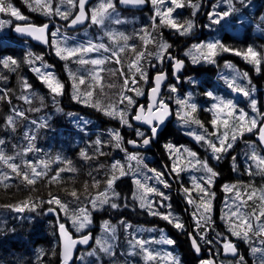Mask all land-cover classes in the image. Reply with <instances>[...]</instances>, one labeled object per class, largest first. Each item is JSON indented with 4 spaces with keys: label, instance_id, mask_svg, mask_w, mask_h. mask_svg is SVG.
I'll list each match as a JSON object with an SVG mask.
<instances>
[{
    "label": "trees",
    "instance_id": "obj_1",
    "mask_svg": "<svg viewBox=\"0 0 264 264\" xmlns=\"http://www.w3.org/2000/svg\"><path fill=\"white\" fill-rule=\"evenodd\" d=\"M12 1L13 7L18 10V12L23 17H25V19H22L23 21H31L40 24V22L44 21L45 19L51 20V18L49 17L45 18L32 16L30 14L31 9H29L31 5H27L25 0L24 4L21 6L18 5L14 0ZM53 1L55 7L57 4H60V0ZM63 6L64 5H62V7ZM188 7H186V9L190 11V9L192 8L189 9ZM33 8L36 7L33 6L32 9ZM1 15L3 16V19L6 20V22L7 19L10 21V23H7L10 26L15 22L21 20L12 16L10 13H2ZM201 20L203 21V19ZM63 23L65 24V22ZM66 24L64 25L65 28ZM9 28H7L6 34L4 36L0 34V139H3L5 141L4 145H0V151H2L7 156L14 157L13 155H8V153L13 149L14 144L17 142L24 144V142L26 141L24 137H22V140H18L16 139V137L8 135L12 127H10L6 123V121L8 117L12 116L16 120L15 127H33L34 124L32 123V121H36L37 123H40V125L44 124L45 122L47 123V127L39 126L41 134L37 138L38 143L34 146L35 150L30 151L27 154L23 153L25 162L31 161L33 162L34 166L36 164H40V161L35 157V154L40 153L39 145L42 143H46L48 146H50L49 144L53 142L50 151L59 149L61 150V154H57L60 159L56 160V164L48 172L47 176L43 177L42 179H38L37 183L34 185H28L21 176H18L16 173L11 171L9 172V176L7 177L6 168L8 166H6L3 161H0V209L9 206H18L24 202H28L29 204L36 203L38 205L35 210L26 208V216H24L18 222L16 221L19 220V218L15 219L0 230V264H63V260L60 254L57 219L54 216H48L45 212V210L53 207V204H48L46 203V201H48L52 197H58L63 203H67L74 199L70 195V193L73 189H75L78 196L80 198H85L87 200V206L91 207L92 205L90 203V200L92 199L94 194L102 191L104 184L112 176L111 169L109 170V153L104 152L103 155H96L95 152L101 153L107 149H112L114 151L119 149L121 151L123 147L128 148L127 142L129 141V138H135L139 141L143 138L135 135V130H133L132 127H128L127 125L126 128L128 129L124 128L123 126L121 127L122 123L118 118H113L105 115L101 110H92L97 111L100 116H96L89 110L78 109L77 106L71 107L72 109L66 111V105L69 106V103H86L82 102L84 100V98L82 97L80 98V100L75 99L74 102L66 100V92L70 91L67 88L68 85L66 87V69H63L60 66L58 69L55 66V63L58 65L61 61L53 53H51L50 50H46V48L35 47L32 45L33 48L28 49L25 45L22 46L21 44H17L15 41H22H19L17 37L11 34ZM169 28V26L165 25L164 27L161 23H159V26L154 28L153 34L151 35V39H153V42H150V44L148 45V50L146 52V63H148L149 65L150 76L152 74L154 75L155 71L158 72L164 70L166 66L167 54L171 53L176 56L181 55L182 57L184 55L181 48L188 44L189 38H184L183 36L180 37L177 34L172 35L174 32H172V30H170ZM246 34L250 36L252 41H249L247 38L239 40L234 37L231 39L227 36H224L223 44L230 49H236L239 51L241 50V52L245 47L246 49L249 46L253 47L255 43L264 44V39H261L260 36L256 35L253 32L252 28H248ZM136 35L137 33H134L135 37ZM5 37H12L15 41L8 40L4 41V43H1L4 40L3 38ZM59 40L60 42L62 41L61 43H63L64 45L66 44L65 38L59 36ZM164 43H167L168 45H170V47L167 49V54H165L164 59L161 61L157 57V53L159 52L158 45ZM251 43L253 44L251 45ZM242 44L245 45V47H243ZM147 53L153 54L147 55ZM36 57H41L42 59H36ZM227 57L228 53L225 55H221L219 58L216 56V58L219 59V62ZM12 60L16 61L15 65L11 63ZM5 61H7V66H5L4 64ZM41 61L49 65V70L54 72L55 76L63 83L64 88L61 95H54L53 93H51L46 84L40 79L38 73L33 70L34 68L40 67ZM246 62L249 63L248 61ZM252 67L254 68L256 66L252 64ZM41 71L43 70L41 69ZM132 71L134 72V69ZM207 71H211L213 74H215L216 68L208 65ZM261 76H264V62H262V67L260 68V77H255L253 75L252 77L254 80L249 82V86H258L260 84L261 87H264V83H262L263 78H261ZM170 77L172 78L171 73ZM233 79L234 78H231V80ZM25 82L31 85L30 89L25 90ZM118 82H120V78H118ZM170 83L168 85H170ZM73 93L77 94L76 91H74ZM120 94L121 92H119L118 98H111L103 107L114 105L118 108L126 109V119L130 124L133 125L132 111L134 110V107L138 100L134 99L135 104L132 106L128 105L127 101H124L123 104H120ZM124 94H128L127 96L131 97L130 92H125ZM22 96L32 97L31 103L25 102V100L21 98ZM41 97L45 99L47 107L40 108L35 114H31L28 111L29 105L37 101V98ZM181 99H188L189 101L190 99L193 100L191 96H187V98H185V95H181ZM90 102L91 101L89 100V103ZM258 103L261 108L264 109V88H260L259 90ZM71 106H73V104H71ZM129 106L131 107V112H129ZM14 110L24 112V117L16 116ZM178 111H182L180 105L177 108V112ZM198 113L203 115L202 112H196L193 115L196 114L198 117ZM250 117L256 118V114L253 113L250 115ZM215 118L219 119V116L216 114ZM260 119V116L257 114V120L260 121ZM66 127H72L76 132L84 135L83 137L80 136L75 138L76 143L87 147L86 141L87 139L91 138L94 141H102L101 147L92 148V151H89L88 149H85L83 151L79 150L81 148H75L76 150L74 152H68L67 158H65L63 154L66 150V136L57 134V132L59 130L66 131ZM94 127L102 128L94 131ZM217 128L220 132L224 131L223 127ZM195 129L198 130L197 127H195ZM172 130H174L176 133H174L170 137L174 138V141L172 143L174 144V147L177 148V150L184 151V149H188V147L184 145L187 144V142L193 149L199 148L193 142L194 138H192V135H189V131L193 132L196 130H194L193 128L188 129L189 131H186L184 133L188 137H184L176 128L172 127L171 124H168L167 127L164 128V131L161 133V136L159 138L160 141L153 143L155 147H159V150H164L162 158V168H167L168 170H170L169 161L167 158L169 152L167 147H165L163 143H165V141L167 140L166 136L172 134ZM116 131L122 132V140L120 142L121 146L119 148H116V141L112 139L111 135V133ZM255 131H258V128L253 129V132ZM196 132L200 134V132ZM245 133L247 134L246 140L244 138L241 141L246 142L244 144H241L240 147V142H238V140H240L241 136L239 135V132H237L236 147L238 148V150L236 156L233 157L235 159L230 158L232 149H229L226 153L220 154L221 158L219 160H214V165H209L213 168V170H216H214L215 172L218 173V175L215 177V184H211L210 188H215L217 191H225V187H223L224 182L234 181L233 186L240 191L241 196H243L244 201H246V204L242 211L245 214L252 213L253 211L259 213L261 210H264V202H262L260 199L261 194L264 193V172H262L260 168L257 167V163L255 161L249 159V156L252 154L253 149H255L256 153L260 156H264V153L262 152V149L257 141L253 139L254 134L244 130L243 135ZM150 134L151 133L149 132L145 133L146 136H149ZM231 134L232 133L230 131L229 135L231 136ZM109 135H111L110 138ZM34 136L36 137V134H34ZM210 139L215 140L216 138L210 137ZM161 140L164 141L161 142ZM179 141H181L182 143L180 144ZM29 143L30 142L27 141L24 144V148H26ZM32 143L33 142H31V144ZM257 145H259V148H256ZM89 146L91 147V145ZM102 146H104L105 148H102ZM207 152L208 155H212L209 149ZM82 153L86 154V156L90 158H85V155H82ZM238 157L245 159V167H241L243 172L241 177L235 176V173L238 174L240 169V166L236 165V160ZM183 158L184 159L182 160L181 164L189 167L188 172L190 173L186 177L193 184V192H186L185 189H188V187L182 184H172V191L175 195L174 198H176L175 200H172L174 203H181L182 205V208H178V210H180V215L179 213L177 214L179 219L184 223V230L183 232H178L176 229L171 227V232L175 236L177 246L179 247L182 254V261H180L181 264H201V259L197 258L192 251L189 235L190 233H192L193 236L197 238V234L195 229L193 228V221L190 219L188 213H186V210L187 208L189 209L187 202L188 197H191L195 200V205L197 209H199V212H203V208L200 207V197L203 195V193H201L199 189L196 188V184L200 183L202 186H204V181L201 180V177H206L208 174L201 170L199 165L195 164V160L197 159V157H190L188 155V152L186 154V151H184ZM209 158L211 157L209 156ZM69 160L71 161L70 167L73 168L74 166L75 171H70L66 168ZM19 161V158H15L14 160L9 162L20 165L21 172L28 171L30 173V168H26L25 164L22 165V162ZM113 161H119L122 165H124V162L121 160H117L116 157L112 160V163ZM95 164H101L100 168L93 169V166ZM60 169H64V171H60L57 181H52L50 178L55 176L57 171ZM249 169L252 172L251 175H249L248 173ZM116 175L119 176L118 171L116 172ZM125 179L128 178H121V181H118V183L124 181ZM95 181L100 182L98 186L95 185ZM85 185H87V187H85ZM175 186H178L179 190H181L183 194L180 195L179 191L173 190ZM253 191L256 192V195L252 200H248V195ZM210 192L214 193L211 190ZM235 192L236 191H233L231 193H227L226 195L228 197L229 195L235 196ZM173 194L170 192L172 198ZM221 198V192H219L217 195L214 194V196L206 198L211 200V211L208 213H204V216L206 218L208 216H211L215 221V224L212 228L213 232H211V240H227L232 241L233 243H236L238 245L240 244L245 248L248 260L247 264H260V260L257 259L260 256V252H255L254 255L256 257H253L249 254V251L253 248H264V235H254L252 232H250V239L248 241H245L243 238L233 235L229 217L231 214V210H234L237 204L233 203L231 206H227L225 202H222L218 203V207L220 206V208L217 209L216 201L218 202ZM179 200L182 202H180ZM189 210L193 213L195 209ZM185 215L186 218L184 217ZM42 219L47 222V227H45L40 221ZM131 219L140 223L152 222V219L142 215H134L131 217ZM232 220L234 221V218H232ZM234 222L237 224L239 223L238 221ZM256 223L257 222L253 219L254 226ZM260 223H264V217L261 218ZM68 224L70 225V223ZM17 227L18 231H16ZM236 230L240 229L237 228ZM46 231H48V233ZM89 231L95 232L96 227L90 229ZM47 235L53 238V244H51V240L48 241L46 239ZM33 241L35 243H39L38 254H34V246H36V244H32ZM202 259H204V257H202ZM238 259L239 257L235 258L236 261ZM141 264L145 263L142 262ZM157 264L170 263L158 262Z\"/></svg>",
    "mask_w": 264,
    "mask_h": 264
},
{
    "label": "snow or ice",
    "instance_id": "obj_2",
    "mask_svg": "<svg viewBox=\"0 0 264 264\" xmlns=\"http://www.w3.org/2000/svg\"><path fill=\"white\" fill-rule=\"evenodd\" d=\"M148 0H120V3L122 4H129V5H135V6H142L145 3H147ZM151 4L155 7L157 5H160L161 7H155V15L153 17V20H155L156 16L161 17L160 23L163 25L170 26L171 28L177 30L180 35H186L188 34L191 29L193 28V23L191 21H187L185 23H179L175 18L172 17V13L174 11L173 7H164L166 4L174 5L176 8L184 7L185 5L183 3H180L179 0H150ZM225 2L229 5L228 9L222 12H213L210 13V18L215 17L213 19V23L220 24L221 22H224L233 15V13L236 12V8L232 3V0H225ZM240 2L243 4L244 0H240ZM70 5L72 8H78V12L75 15L73 19L70 21L69 26H75L78 23H83L86 19H90L91 23L104 26L106 20L113 21L117 24L122 23L120 18L118 16H115V0H99V4L97 7L90 9L88 12H86V4L87 0H60V4H57L55 8H53V0H35L36 8H33V10H41L43 14L45 15H52L55 13L56 15H59L62 19L68 20L70 15V9L69 8H63L62 5L64 4ZM189 3H191V0H189ZM193 7H198L196 5H193ZM215 7V6H214ZM90 12V15H89ZM0 13H10L12 16L16 17L17 19H25L18 10H16L9 0H0ZM195 14V13H193ZM239 22L243 23V18H239ZM6 23H10V21H0V27H3ZM48 28V25L45 24L43 26H17L15 28V31L20 34H26L28 36H31L35 38L36 40L43 41L44 43H48L47 39L45 38L46 29ZM57 32H59V29H57ZM57 32H53L52 36L56 37ZM144 35H141L140 38L143 40L145 48L148 43L153 42L150 37V34L146 32L145 29L141 30ZM106 35L108 38L113 42V44H118L119 41H124V44L112 48L107 46L105 43L100 42L96 43L93 41H89L87 44H81L74 47H68L66 44L64 46H61V44L53 40V46L55 47V53L58 57H60L63 60H74L75 63H78L80 65H91L92 67L90 69L86 68L84 69V73L87 74L89 77V83L88 88L89 90L85 93H83V96L86 98H91L93 96V87L92 82H97L98 86L103 89L102 83H99L103 80V77L100 75L101 72L105 71V69L102 67L106 62H111L113 58H115V62L119 64L120 61V53H123L126 48L131 47V50L135 52V45L129 46L127 44V41L129 39L128 36H126L124 33H114L111 31L106 32ZM170 47L167 43L158 45L159 52L157 53L158 59L161 61L164 59L165 54H167V49ZM193 48L196 50V52L199 55H194L192 57L193 63H198L201 58L203 60L214 63V57L218 54L219 51L223 52H234L238 56H242L246 61L249 63H252L256 66V70H260V65L262 62H264V52L261 50H257L252 46H249L246 51L241 52L236 49H230L227 46H225L220 41H212L207 43H202L198 45H194ZM107 52L110 53V56L108 57H97V58H89L90 53H99V52ZM153 53H147V55H152ZM190 54V53H189ZM31 55V54H30ZM146 55L145 51H140L136 53L135 59L132 60L129 64V71L131 72L134 69L135 73H140L141 78L146 79V73L142 70V67L140 65V61L142 58H144ZM168 58L175 59L174 57H171L170 54H167ZM36 59H42L41 57H36ZM31 62V61H30ZM11 63L13 65L16 64L15 60H12ZM5 66H7V61L4 62ZM183 66V62L177 60L175 62V69L179 71V69ZM231 67V65H228ZM50 66L47 64H42L41 67L34 68L33 70L38 73L40 79L42 82H44L47 86V88L50 90L51 93L54 95H61L63 92L64 85L63 83L55 76L52 72L47 71H41V68H49ZM67 67V66H66ZM120 75L124 79V88L130 91H136V95H142V93L135 88H129V83L131 82L132 85L136 84L135 75L130 77L125 76L123 68L119 69ZM70 77L73 80V88L75 89L76 93L73 98L80 100L79 95V85H84L86 83L85 75L82 73L79 76H77L76 73L69 72ZM244 77H247V73H244ZM165 79V76L163 73H159L155 77V87L151 89V102L148 106L147 110H145L144 106H139L138 112L136 115H134L133 119L135 121L141 122L143 124H146L150 127V136H146L144 132L140 131L139 129H136V135L138 137H142V144L148 145L150 144L151 140L156 137L158 133L159 126L164 123L165 118L170 115L169 111V105L165 103V101L162 98L158 99L159 90L161 82ZM112 86V85H110ZM227 86L239 93H242L244 96H250L249 91L245 90L243 87H240L236 85L235 78L230 81ZM25 90H28L31 88V85L24 83ZM172 92L176 91V88L172 86L170 88ZM207 96L212 97L213 99H217V97L213 96L212 92H207ZM22 99L25 100L27 103H31L32 97L30 96H22ZM124 101H127L128 105L132 106L135 104V101L132 97L127 96L123 93V91L120 94V100L119 103L123 104ZM82 102L89 103L88 99H84ZM176 103L181 106V112H178L177 114L180 116L184 122L187 123H195L199 125L201 128L204 126L201 124V122L194 117V113L197 112V105L195 103H191L188 99H177ZM92 106L96 107L98 110H101L104 112L105 115H108L113 118H118L122 124L127 125L128 127H132V125L129 123V121L126 119L127 110L124 108H118L114 105H109L107 107H102L100 101H96ZM214 108H219L220 111H223L224 108L230 109L226 115L225 118L222 121H218L217 118H214L211 121V124L214 127V130L212 132H208L207 129H204L203 134H196V133H189V135H194L195 140L199 142H203L205 145H207V148L212 153V158L219 160L221 158L222 153H226L229 149L233 147V143L237 139V132H239V135L242 136L244 130L248 132H252L253 129L258 128V136L259 140L262 144H264V120L258 121L255 117H248L247 113L243 110H240L238 115H235V120L238 123H233L230 125L229 121L230 119L234 118L235 113V104L231 100H223L219 99L218 104L213 105ZM251 107L254 112H257V114L261 117H264V113H259L256 108V100H251ZM187 109V110H185ZM39 110V109H34ZM15 111V110H14ZM15 115L19 117H24L25 113L20 111H15ZM71 115V114H69ZM247 122V123H246ZM6 123L12 127L13 130H15L16 120L14 117L10 116L8 117ZM33 124H36V121H32ZM221 123L224 131L220 132L218 128H216L217 124ZM40 127H47V123L41 124ZM231 131V136L229 135V132ZM112 139L116 141V147L119 148L121 146V140L122 137L119 133V131L111 133ZM210 137H215V141L210 139ZM25 139H27L30 143L29 145L23 150L24 154H27L30 151L35 150L34 146L31 144V141L35 139L34 135H29L27 132L25 133ZM128 143L130 144H136V141L129 140ZM5 141L3 139H0V145H4ZM97 146L102 144V141L97 140L95 142ZM168 148H172V145H168ZM99 150V149H98ZM184 151L188 152V155L190 157L195 158L197 154L189 149H184ZM103 155V153H100ZM17 155H20V153H17ZM82 155H85V158L87 157L86 154L82 153ZM15 157L7 156L2 151H0V161H3L5 164L8 165L9 168L12 169L14 173H16L18 176H21L22 179L28 184V185H34L37 183L38 179H42L43 177L47 176L48 174V163L40 162V164L33 165V162L27 161L25 162V167L30 168V173L28 171L21 172V166L16 163H9V161L14 160ZM57 159H60V157H57ZM130 160H136V155H130ZM235 159V158H233ZM249 159L255 161L257 163V167L260 168L262 172H264V156H260L256 153L255 149H253L252 154L249 156ZM195 164L199 165L201 170L206 172L208 175L206 177H201V180L204 181V186H202L200 183L196 184V188L199 189L203 195L200 197V207L203 208V212L200 214L199 217H196V214L194 213V217H196L197 221V227H200V220L205 219L204 213H208L211 211V200L206 199L207 197L214 196V193L210 192V186L213 182V178L218 175L217 172L213 170L211 166H209L207 160L200 161L199 159L195 160ZM42 165V167H41ZM39 169V170H38ZM70 171H75V169H68ZM173 171L176 170V166H173ZM60 171H64V169H60L57 171L56 175L51 177L50 179L52 181H57V178L59 177ZM119 172V176L116 175V172ZM154 171V170H151ZM111 172L112 176L110 179L107 180V189L103 193H98L97 197H94L90 200V203L93 208L102 207L105 204H108L111 208L116 209L119 207V205L115 202H110L111 197H116L119 194L115 191L111 192V197L109 196L108 192L112 189V186L114 182L119 179L120 177H123L127 175V172L124 170V165H122L119 161H115L111 165ZM249 175L252 174L251 170H248ZM163 176V173L156 172V178L157 180L164 184L165 187H169L166 181L161 179ZM99 181H95V185H99ZM135 183L137 184L139 189H143V192L136 193V198H138L141 201L140 207H148L150 214L152 215H160L163 219L167 220L169 223H172L174 227L178 229H183L184 225L179 222L178 219L172 218V213H159L155 211H151L152 203L148 201L146 203V194L147 193H156L163 197V199H168V197L164 196L163 193H159L158 190L154 187L146 186L144 183L141 182L140 179H136ZM87 187V185H85ZM234 186H225V191H233ZM186 192H190L189 189H185ZM70 195L76 199L77 201L80 199V197L77 194V191L73 189L70 193ZM256 195V192L253 191L251 194L248 195L247 199L252 200L253 197ZM236 200H240L241 202L236 205L234 210H231V214L229 217V221L231 222L232 227V233L233 235L243 238L245 241H248L250 239L249 233L252 232L254 235H260L264 234V223H260L261 218L264 217V210H261L259 213H256L253 211L252 213L245 214L242 211V208L246 204V201L241 200V194L240 191L237 190L235 192ZM260 199L262 202H264V193L261 194ZM189 203H193L192 199L189 198ZM48 204H56L59 206L61 211H68V205L66 203H63L58 197H52L48 201H46ZM235 203V201L233 202ZM38 205L36 203L29 204L28 202H24L20 205H18L15 210L17 212H23L25 208H29L30 210H35V208ZM161 206H164L161 204ZM167 207H170V205H167ZM49 212L55 211V209H48ZM80 215L75 216L73 219V225L76 227V230L79 232L87 227L89 223H91V220L89 219V213L87 209L80 208L77 210ZM199 211V209H198ZM232 218H234V221H238L239 223H235ZM253 219L257 222L254 226ZM60 231L62 236L64 237V247H63V264H68V262L72 259L73 255V248L75 247L77 241L73 240L65 230V226L63 224L59 225ZM239 228L240 230H236ZM104 231L106 233H114L115 229L112 228L111 225H109L107 222L104 225ZM90 239L89 235H85L80 238L79 243L81 244H88ZM167 244H174V241L171 239H166L164 241ZM131 243V242H130ZM149 241L146 240H136L134 247H138L140 249V252L143 254V258L147 264V262L157 261L158 257L160 256V253L150 249L147 245L149 244ZM193 246L195 247V250L197 252L200 251L199 247L196 245V240L193 238L192 240ZM97 244L100 245L99 251L115 255L114 252H112L111 245L107 244L106 241L97 240ZM224 249L226 252H231L233 255L236 254V248L231 242H225L224 243ZM252 251L255 252H262L264 253V248L257 249L253 248ZM96 250H93L92 252L87 253L88 256H95ZM169 259H173L174 264H179L178 260H175L171 256V254H168ZM83 259V258H81ZM261 264H264V255H261L260 257ZM202 264H210L209 261H204ZM237 264H244V258L242 256L239 257Z\"/></svg>",
    "mask_w": 264,
    "mask_h": 264
},
{
    "label": "rangeland",
    "instance_id": "obj_3",
    "mask_svg": "<svg viewBox=\"0 0 264 264\" xmlns=\"http://www.w3.org/2000/svg\"><path fill=\"white\" fill-rule=\"evenodd\" d=\"M14 1L20 6L24 4V0H14ZM9 2L13 6V4H12L13 1L9 0ZM25 2L27 3V5H31L29 9H32V7L35 6L34 2L31 1V0H25ZM196 2L197 1L191 0V3H196ZM263 3H264V0H263ZM220 5H222V1H219L216 4V8L218 9ZM97 6H98V4H96L93 8H95ZM155 7H161V6L157 5ZM155 7H154L153 10H148L146 8L144 11H141V12L140 11H127V10L124 11V9H121L118 6V4H116L115 9H119V13L122 12V14H124L122 17L126 18V20H127L125 22V24H124L125 27L122 30H123L124 34L129 37L127 43H130V46H132V45H135V47L136 46H141L142 43H143V40L140 37L139 38L135 37V36L133 37L134 33H137L138 36L144 35V33H142L141 30L145 29L146 32L148 34H150V37L153 34L152 27H153V25L155 26L159 22L158 16H156L155 20H153V17L155 15ZM164 7H169V4H166ZM170 7L174 8V11L172 13V17L174 18L173 15L175 13V8L176 7L174 5H172ZM63 8H66V3L62 7V10H63ZM67 8L70 9V15H72L76 11V8H72L70 5H67ZM143 12H147V14H143ZM235 14L238 16V19L242 18L243 10L242 9H237ZM212 18L214 19L215 17H212ZM1 19H2V17H0V20ZM260 19L264 21V7H263L262 11L260 12ZM3 21H5V19H3ZM7 21H9V20L7 19ZM106 22H107V20L105 21V23ZM128 24H132L133 27L135 29H137L138 31L137 32H133L132 29L128 26ZM101 27H103V26H101ZM105 27H106V25H105ZM107 27L111 28L110 25H107ZM3 32H4L3 29L0 28V33H3ZM150 37H147V38H150ZM216 37H217L218 40H220L218 32L216 33ZM75 38L77 39V41L83 42L82 41L83 39L81 37H75ZM88 42L89 41L84 42V43L87 44ZM193 53H194V55H199L194 48H193ZM230 53H234V52H230ZM147 58H148V56H147ZM113 60H115V58H113L111 60V62H107L105 64V70L107 71V74H106L107 82H106V85H105L103 91H105V95H109L108 97H110V95L112 94V91L115 88L116 82H117V76H115L117 71H116L115 65L112 64ZM237 61L242 63L243 60L241 58H239L238 60H236V62ZM244 63L246 64V61H244ZM147 71H149V66L147 68ZM232 71L234 72L233 69H232ZM201 76H202V73L199 72L198 78L196 79V82H195V85L199 81V77H201ZM261 78H263V80H264V76H261ZM144 83H145V80H142V84H144ZM110 85H112V86H110ZM119 86L120 87L122 86L121 81L119 83ZM120 87L117 88V90L113 93L115 96H117L119 94ZM224 87H225V89H228V90L230 89L228 86H224ZM259 88H261V87L252 88L250 90L245 89V90L249 91V93L257 94ZM230 90H232V89H230ZM199 94H200V96H203L204 93H203V91H200ZM251 100L252 99H245L247 106L250 105L251 111L248 110V113H247V110L245 108L243 110L244 112L247 113L248 117H250V115L254 113L253 110H252V107H251ZM254 100H256V99L254 98ZM256 103H257V100H256ZM43 107H47V103H46L45 99L42 98V97L41 98H37V101H35L34 103L29 105V110L28 111L31 114H35L37 112V110H34V109H40V108H43ZM71 107H74V104ZM130 108L131 107L129 106V110H130ZM228 111L229 110H227V112ZM238 113L239 112H235L234 113V118L230 119V121H229L230 125L233 124L234 121H236L235 120V115H238ZM223 115H224V118H225L226 114L223 113ZM192 125H193V123H191V127H192ZM39 126H40V123L34 124L33 127H18L17 126V127H15V130H13L11 128V130L8 133V135L9 136H14L18 140H22V137L25 138V133L26 132L29 135L36 134ZM217 127H223V126H222L221 123H218L216 128ZM194 130H196V129H194ZM213 130H214V127H211L208 130V132H212ZM196 131L200 132V134L204 133L199 128ZM196 131H193V132L196 133V134H199ZM192 137L195 139L194 136H192ZM25 140L26 141L24 142V144L28 141L27 139H25ZM158 141H160L159 138H157V141H154L152 139L151 140V144L155 143V142H158ZM163 141L164 140H161V142H163ZM173 141H174V138L168 136L167 140L163 144L166 147L168 145H172V148H168L167 147L168 152H169V155L167 154L168 155L167 158H168V160H170V162L172 163L173 166L174 165L176 166L177 173L184 180V178L190 173V172H188L189 171V167H186V166H184V164H181L182 160L184 159L183 158L184 151L177 150V148L174 147V144L172 143ZM213 141H215V140H213ZM31 142H33L32 143L33 146L36 145V143H37L36 142V138L33 141H31ZM179 143L181 144L182 142L179 141ZM24 144L20 143V142L15 143L13 149L8 153V155H13L15 158H19V160H20L19 162H23L24 160H23L22 151L25 149L24 148ZM184 145L186 147H188L189 150L195 152L197 154V156H196L197 159H199L200 161L207 160L209 165H214L215 164V162H214L215 159L212 158V155H207L206 153H202L199 148L198 149H193L188 142H187V144H184ZM205 146H207V145H205ZM231 149H230L231 150L230 158H233L234 156H236L238 148L236 146H234V144H233V147ZM163 152H164V150H162V151L159 150V147H154L153 149H151L149 151H142L141 152L142 158L148 159L149 162L148 163L137 164L135 170L133 172L129 173L128 175L131 178L140 179L141 182L144 183L146 186L154 187V188H156L158 190L159 193H163V191L161 190V186H164V184H162L158 180L154 179V177L146 169L147 166H149V167L151 166V167H156L159 170H162ZM17 153H20V155H17ZM186 154H187V152H186ZM209 156L211 158H209ZM136 160H140V158L137 157ZM113 162H115V161H113ZM24 163L25 162H23V164ZM111 163H112V161L110 162L109 170L111 169V165H112ZM5 165L8 166L7 164H5ZM10 171L13 172L11 168L8 169V167H7L6 168V176L7 177L9 176V172ZM148 179H152V181L151 182H147ZM166 182L169 185V187H167V188H171L170 187L171 183L169 181H166ZM125 185L126 184H124V183L123 184H119L118 187H124ZM227 186H233V185H227ZM210 190L213 191L215 195H217L219 192L222 193V198L218 202L216 201L217 209L220 208V206L218 207V205H219L218 203L225 202L227 204V206H231L234 201H235L234 204H239L241 202L240 200H236V197L233 196V195H229V197L226 195L227 193H231L233 191H237V189L235 187H233V191H231V192L222 191V190H218L217 191L215 188H212V189L210 188ZM111 192L112 191L109 190L108 194L110 195ZM137 192H143V189H139L138 186H137ZM181 192L182 191L179 190V194H181ZM171 193L173 194L172 190H171ZM118 194L119 195L115 197L116 199L120 198V194L121 193L119 192ZM163 194H164V196L168 197V195H166L165 193H163ZM97 195H98V193H95L92 198L97 197ZM110 197H111V195H110ZM189 198H191V197H188V200H189ZM241 200L244 201V197L243 196H241ZM148 201H150L152 203L151 211H155V212H159V213H169L170 212V213L173 214L174 211L176 210V208L173 207V202L171 200V197H168V199L165 200V199H163L162 196H160V195H158L156 193H147L146 194V202H148ZM192 201H193V199H192ZM112 202H115V201H112ZM115 203H117V202H115ZM117 204L119 205V207L116 208L115 210L111 209L108 204H105L104 206L98 207V208H93L92 206L88 207L87 205L84 206L82 204H79V206H78L79 208H86L87 209V211L89 213V219L91 220V223H89L87 225V227L85 229L81 230V231L87 230V229L90 228L91 225L96 224L95 221H94V218H96L97 221L99 222L101 219H103L105 217H110L111 220L116 222L117 228L114 231V233H106L104 230H102L103 228L102 229L98 228L94 232L95 241L96 242H97V240L106 241V242L108 241L107 244L110 243L109 245H111L112 252H114L115 255H110V254H106V253H103V252L99 251L100 245L97 244L96 248H94V249L92 248V249H89L88 251H87V249L83 250V252H85V253L81 252V254L79 255V258L77 260H74L71 264H129V263L130 264H137L136 261H140V263H138V264H141L142 262L146 264V262H145V260L143 258V254L140 252V249L138 247H134V244H135L136 240H146V241L152 240V238L149 235L151 233L150 229L148 231L146 230V226L147 227H149V226L146 225L147 223L134 222L131 219V221L136 224V228L134 230H131L130 226L124 224L125 223L124 222V218H126L128 216H124V217H121V218L119 217L121 215V213L123 212V210L126 209L125 205H122L119 202ZM140 204H141L140 200H135V205L132 207L134 212H138V211L144 209L145 212H141V213H143L145 215V217L151 219L152 216H156L158 221H162V220L165 221V219H163L160 215H152V214H150V211H149L148 207L141 208ZM161 204H163L164 206H161ZM167 205H170V207H167ZM16 207L17 206H13V207L9 206V207L0 209V230L3 229V227H5L10 221H12V219H15V217H17V214H16L17 211L15 210ZM53 207H55V206H53ZM243 209H244V207L242 208V210ZM68 211L73 212V213H75L77 215H80V213L75 212L71 207H68ZM45 212H46V210H45ZM65 213H66L65 211L61 212V215H62L61 220L63 222H66V218H67V222L72 224L75 215L70 213V214H67V217H65ZM207 219L211 220V217L208 216ZM40 221L42 222V224L45 227L48 226V224H47V222L45 220L42 219ZM72 228L74 229V231L78 232L76 230V227H74V225L72 226ZM158 230L163 235H160L158 237L157 244L156 243H149L147 246L150 249L160 253V256L158 257L157 261L147 262V264H157L158 262L159 263H161V262H163V263L164 262H169L170 264H174L173 259H169L168 258V254L169 253L171 254V256L173 258H175V260H178L179 264H181L180 261H182V260H181L180 250L176 246H173V249H171L170 247L172 246V244H169L170 247L166 248L167 243H165L164 241L166 239H171V238L167 237V236L165 237L164 233H163V231L161 229H158ZM16 231H18V227L16 228ZM81 231H79V232H81ZM151 231L152 232L155 231V228L151 229ZM46 232L48 233V231H46ZM103 233L105 234L106 237L104 236ZM98 234H100L101 237H99ZM119 236L123 237V238L131 239V240H129L127 242L126 248L124 246H122L121 244H119V248L120 249L117 248V246H116V237L118 238ZM205 236L207 237V235H205ZM106 238H107V240H106ZM208 241H210L209 237H208ZM93 250H96L97 254L95 256H88L87 253L92 252ZM35 253H36V251H34V254ZM81 258H83V259H81ZM129 260H131L132 262L127 263V261H129ZM223 263H225V262H223ZM232 264H236V263H232Z\"/></svg>",
    "mask_w": 264,
    "mask_h": 264
},
{
    "label": "water",
    "instance_id": "obj_4",
    "mask_svg": "<svg viewBox=\"0 0 264 264\" xmlns=\"http://www.w3.org/2000/svg\"><path fill=\"white\" fill-rule=\"evenodd\" d=\"M92 2V0H87V4H86V12H88V6H89V4ZM120 5L123 7V8H129V9H138V10H143L144 8H146L147 6H148V2L147 3H145L144 5H142V6H135V5H129V4H122V3H120ZM78 12V11H77ZM77 14V13H76ZM75 14V15H76ZM75 17V16H74ZM73 17V18H74ZM72 18V19H73ZM87 20L88 19H86L83 23H78V24H76L75 26H69L70 25V23H69V28H72V29H75V28H79V27H82V26H84L85 24H86V22H87ZM47 25H48V28L46 29V33H45V38L47 39V41H48V43H44L43 41H40V40H36L35 38H33V37H31V36H28V35H26V34H20V33H17L16 31H15V28L17 27V26H23V27H27V26H43V25H38V24H35V23H22V24H17L14 28H13V32L14 33H16L18 36H20V37H28L29 39H33L34 41H36L38 44H41V45H44V46H48L49 45V34H48V32H49V30L51 29L50 28V24L49 23H46ZM45 25V24H44ZM176 61L178 60V59H175ZM183 62V61H182ZM179 71H181V68L179 69ZM178 71V72H179ZM159 73H163L164 74V76H165V79L161 82V85H160V90H159V95H158V99L160 98V96H161V93H162V89H163V85H164V83L167 81V79H168V77H167V71L166 70H164V71H162V72H157L155 75H154V80H153V83H154V86L153 87H155V77H156V75L157 74H159ZM152 87V88H153ZM151 88V89H152ZM151 89H150V91H149V94H148V101H149V103H148V106L150 105V102H151ZM169 105V111H170V115H168L166 118H165V120H164V123L163 124H161L160 126H159V129H158V133H157V135H156V137L155 138H153V140L154 141H157V137H158V134L160 133V131L162 130V129H164L165 128V126L167 125V123H168V121L170 120V119H172L173 118V111H172V107H171V105L170 104H168ZM141 106V105H140ZM142 106H144V105H142ZM139 108V107H138ZM137 112H138V109H137ZM137 112H136V114H137ZM135 114V115H136ZM133 121H134V123L135 124H137V125H140V126H143V127H146V128H149L150 129V127L148 126V125H146V124H143V123H141V122H138V121H135L134 119H133ZM135 141V140H134ZM132 146H133V148H140V149H147V148H149V147H151L152 146V144H151V142H150V144H148V145H143L142 144V141H141V143H139L138 141H136V144L134 145V144H132ZM54 213H56V210L55 211H52V212H49V214H54ZM64 226H65V229H66V225L65 224H63ZM68 230V229H67ZM68 233H69V236L71 237V233L68 231ZM59 235H60V239H61V253H62V256H63V247H64V237L62 236V234H61V231L59 230ZM72 238V237H71ZM76 241H77V243H76V245H75V247L73 248V255H72V259H73V257H74V254H75V252L77 251V245L78 244H81V243H79V240L80 239H75ZM89 241H90V239H89ZM89 243V242H88ZM197 245V244H196ZM198 246V245H197ZM194 250H195V247H194ZM196 251V250H195ZM197 252V251H196ZM201 254H202V252H201V250L199 251V252H197V255L198 256H201ZM71 259V260H72ZM214 264V263H213Z\"/></svg>",
    "mask_w": 264,
    "mask_h": 264
},
{
    "label": "flooded vegetation",
    "instance_id": "obj_5",
    "mask_svg": "<svg viewBox=\"0 0 264 264\" xmlns=\"http://www.w3.org/2000/svg\"><path fill=\"white\" fill-rule=\"evenodd\" d=\"M194 1H200L203 5H205L207 3V0H194ZM205 21H206V19H205ZM198 74H199V72H197V77L196 78H198ZM189 85H190V87L193 90H195V94L197 96L198 103L200 104L199 105V109H198L197 112H202L203 113V115L198 113V117L195 114L194 117L196 119H198L204 127H207V128L210 129L211 127H213V125L211 124V121L214 119V115H213V112L207 110V108H208V106H210L212 108V110L214 111L213 105L218 104V102H219V101L215 102V100L212 97H209V96L206 95L207 90H208V92H212L213 93L212 82L208 78H205V77L201 76V77H199V81L196 83V85H195V83L191 84L190 82H189ZM200 91H203V93H204L203 96L204 97L199 95ZM213 96H214V93H213ZM227 110H230V109L224 108L223 111H220L223 118H224L223 113L226 114ZM174 114L176 116L175 110H174ZM168 124H171L172 127L176 128L175 125H173L172 123H168ZM192 127H198L201 130L203 129L199 125H197L195 123H193ZM172 131H171L172 134H170L168 136H172L174 133H176L174 130H172ZM198 147L201 150V152L204 153L203 147L202 146H198ZM178 189H179L178 186H175L173 188V190H176V191H179ZM174 196L175 195L173 194V198H172L173 200L176 199V198H174ZM133 221L136 222L135 220H133ZM34 251H35V247H34ZM36 252H37V250H36Z\"/></svg>",
    "mask_w": 264,
    "mask_h": 264
},
{
    "label": "bare ground",
    "instance_id": "obj_6",
    "mask_svg": "<svg viewBox=\"0 0 264 264\" xmlns=\"http://www.w3.org/2000/svg\"><path fill=\"white\" fill-rule=\"evenodd\" d=\"M207 2H208V0H207ZM129 92H131V91H129ZM127 95H128V94H127ZM238 152H239V151H238ZM68 223H69V222H68ZM68 223H67V226H66V229H65V230L67 231V233H68L67 227H68V225H69ZM68 235H69V233H68Z\"/></svg>",
    "mask_w": 264,
    "mask_h": 264
}]
</instances>
